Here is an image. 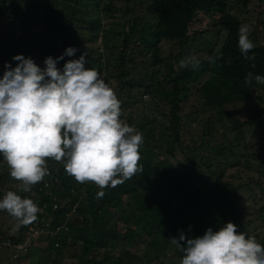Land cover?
Returning a JSON list of instances; mask_svg holds the SVG:
<instances>
[{
	"label": "trees",
	"instance_id": "1",
	"mask_svg": "<svg viewBox=\"0 0 264 264\" xmlns=\"http://www.w3.org/2000/svg\"><path fill=\"white\" fill-rule=\"evenodd\" d=\"M132 1L135 0H126V6ZM258 2L264 3V0ZM92 3H96L97 16L92 14L93 9L89 12ZM261 3L254 12L258 15L254 16L249 13L252 0H148V18H129L128 28L123 26L119 30L108 28V23L105 29L100 15L115 9L112 0H0V19L20 20V29L27 24L29 32L38 25L46 27L35 31L38 43L27 42L25 48L33 54L40 51L34 61L41 68L45 67L46 57L56 58L68 47H76L79 51L60 61L58 68L87 52L86 67L100 72L109 85L116 82L121 93L130 88L144 95H160L169 105L161 109L162 105L158 104L160 114L156 117L146 113V106L139 117L120 116L123 123L143 136L139 149L142 171L115 188L109 185L100 189L93 182H77L67 174L63 161L48 162L52 173L31 186L30 192H18L39 207L36 221L13 232L1 222L5 214L0 211V243L25 241L26 231L37 223L50 233L41 234L44 238L39 236L26 255L30 258L40 255L39 259L48 264H61L65 256L76 264H174L167 260L166 250L169 239L178 237L180 230L195 238L203 236L209 228L219 231L233 222L238 234L244 233L246 238L254 236L264 246V237L255 234L257 228L250 229L251 223L245 222L240 203L241 192L245 190L256 197V189L250 183L237 184L231 179L233 174L229 180L225 177L229 170L240 165L243 156V165L238 171L257 173V186L262 190L264 85L244 82L250 72L264 76V42L258 39L261 30L264 31L261 15L264 9L259 14ZM127 12L132 11L127 8ZM200 14L213 20L212 28L224 26L226 29L221 48L202 50L206 55L195 52L196 37L204 33L192 31ZM36 17L40 21L34 20ZM245 23L253 28L250 39L255 46L248 55L254 59L245 58L238 47L239 26ZM98 38L100 45L93 47ZM3 39L0 34V50L5 48ZM163 41L173 42L178 52L163 58ZM104 50L112 51L107 61ZM188 55L200 60L198 68L179 67L180 60ZM209 56L215 57V64L208 61ZM169 59L172 62L165 64ZM188 108L190 111L186 112ZM193 123L202 126L195 136L199 143L185 145L182 129ZM245 129L255 137L253 142L247 140ZM179 154L187 155L186 159L174 164ZM197 156L210 161L207 164L210 174L204 184L198 183L199 176H194L200 168L191 172L186 166L188 157L193 161ZM0 162L5 165L0 168V198H3L7 191L18 190L6 188L5 183L12 177L6 160ZM101 190L105 196L97 199L96 194ZM258 193L264 195V190ZM65 199L69 202L63 206ZM67 215H71L69 220ZM52 232H56L55 236ZM138 238L145 244L143 255L131 252ZM11 248L5 246L6 250ZM175 253L182 260L184 253L176 245Z\"/></svg>",
	"mask_w": 264,
	"mask_h": 264
},
{
	"label": "clouds",
	"instance_id": "2",
	"mask_svg": "<svg viewBox=\"0 0 264 264\" xmlns=\"http://www.w3.org/2000/svg\"><path fill=\"white\" fill-rule=\"evenodd\" d=\"M253 28L241 24L238 47L245 58L254 48L250 39ZM79 51L68 47L56 58L48 56L41 68L31 57L14 56L18 62L4 65L0 78V153L6 160L10 176L22 182L21 191L48 175L46 160H66L65 171L81 184L93 182L100 189L116 186L131 179L138 171L143 136L120 119L121 104L115 90L96 69L86 67L87 52L79 59L65 57ZM208 61L215 64L214 56ZM200 60L188 55L180 60V68H198ZM245 84L264 85V76L248 73ZM120 177V178H117ZM105 196L103 190L96 198ZM19 223L14 230L36 221L39 207L30 198L7 191L0 200ZM192 226L189 225V231ZM184 256L180 264H264V246L252 236L246 238L237 225L228 222L219 231L207 229L200 237L190 238L183 230L169 239ZM20 244V243H18ZM12 250L23 251L11 244ZM13 250V251H14Z\"/></svg>",
	"mask_w": 264,
	"mask_h": 264
},
{
	"label": "rangeland",
	"instance_id": "3",
	"mask_svg": "<svg viewBox=\"0 0 264 264\" xmlns=\"http://www.w3.org/2000/svg\"><path fill=\"white\" fill-rule=\"evenodd\" d=\"M112 2L116 5L115 9L112 12L103 11L102 14H100L103 17V20L106 24L105 29H107V23H108V28L113 27L119 30H123L122 27L124 26L127 29L128 28L127 20L129 18H134L137 16L145 18V19L148 18V14H149V10L147 8L148 0L132 1L129 7L126 6V0H112ZM260 3L261 2H258V0H252V6L249 9V13L254 14V12L258 10V4L260 5ZM95 4L96 3H92L90 5L91 7L89 6L90 7L89 12H92V9H93L92 14L94 16H97L98 13H97V8L95 7ZM103 5H104L103 2L101 1L100 7H102ZM127 8L131 9L132 12H127ZM263 9H264V3H261V6L259 7V14H260V11H262ZM256 15L258 14H254V16ZM261 15L264 16V12H261ZM250 16L251 17L249 19H252L253 15H250ZM34 20L40 21L38 17H36ZM19 22L20 20L15 21V20L10 19L9 17H4L0 19V34H3L4 36V39L2 40V43H3L2 45L3 47H5L0 50V78L3 77V73L5 71L4 65L6 62H11L13 67H15L16 64L18 63L16 61H13L12 58L14 56L18 54H23L25 57L33 58V60H37L38 58V53L40 51L39 52L36 51L34 54L32 52H26L25 51L26 44L27 42H30L31 45H33V43H38L37 41H39V39H37L36 36H35L36 38L34 37V33L39 28L45 30L46 27L42 25H38L37 27L30 30L29 32L28 31L29 25L26 24L22 27V29H20ZM212 25H213V20H211L210 18L204 17L203 14H200L199 18L197 19V22L193 24V27H192L193 32L194 31L204 32L202 35H199L196 37L198 41L195 46V48L197 49L195 50V52H200L202 55H206L207 53L203 54L202 50L203 52H208L209 49L213 48L216 51H218L221 48L222 42L224 41V38L226 36V29L224 26H218L214 29L212 28ZM21 35L23 36L19 40ZM39 35L38 37L40 38L41 35L40 36ZM30 37H32L31 41H30ZM258 39L261 42H264V31L261 30V32L259 33ZM100 42H101V39L98 38L97 43L95 42L93 44V47H95V45H100ZM161 51H162V57L167 59L171 54L178 52V49L175 47L173 42L163 41L161 43ZM104 52H105L104 60L107 61V58L109 55H111L112 51L110 52V51L104 50ZM170 62H172V60L170 59L166 60L165 64H168V63L170 64ZM110 87H112L115 90L117 97L121 98L120 102L126 103L125 105L121 106V116L123 118L139 117L140 116L139 114L142 112L141 109H143V106H146L147 108V110H145L146 113L152 115L153 117H156L160 114L159 111L157 110L158 104L162 105L161 109L169 108L167 101H165L164 98L161 97L160 95L151 96L150 93L149 95L148 94L144 95L141 93V91L132 90L130 88H126L125 92L121 93L119 88L117 87V83L114 81L110 85ZM134 101H138V104L133 103ZM141 101H143L142 102L143 105L142 103H139ZM188 111H190L189 108L186 110V112ZM201 128L202 126L197 123H193V125H186V128L184 130L182 129L183 131L182 140L184 144L189 145V146H195L196 142L199 143V139L198 138L196 139L195 136H197L196 133ZM257 131L260 135H262L260 130H257ZM253 134L255 133L253 132ZM246 137L249 142H253L255 140V137H252L251 134H249L248 130H246ZM186 156L187 155L179 154V157L176 158V160L173 161V163L177 164L178 162H181V161L183 162L186 159ZM208 158H210L213 162V159L211 157H208ZM2 160L4 161L5 159L2 153H0V161ZM52 161L54 162L55 160L47 159L46 160L47 165L49 166L50 164L48 162H52ZM63 162L66 163L67 161L64 160ZM254 162L256 165L257 159ZM207 164H210V161H207V159L203 158L202 156H197L196 159H194L193 161H191V159H189L188 157V163L186 164V166H189L191 172H195L194 170L196 168L197 169L200 168V170L197 173H194V176H199L197 179L199 180L198 183L200 184H204L206 181V178L210 174L209 170L207 169L208 168ZM239 164L240 165L238 167H234L235 169L229 170L226 173L225 177L227 180H229L230 174H233V177L231 179L234 178L237 184L244 186V184L250 183L251 186L256 189L255 190L256 197H253L248 191L244 190V192H241L240 203L243 208L245 222L247 224L248 222L251 223V225H249L250 229H253L256 227L257 229L255 231V234L259 236L260 238H263L264 237V224L262 223V221H263L264 216L260 218V215L264 214V212H260V211L262 210V208H264V195L259 194L258 191L261 192L262 190H264V180L262 181V190H261V188L257 186V181L259 179L257 173L253 171L247 174V172L244 170L238 171V168L243 165V156L240 159ZM1 167L5 168V165L3 162L2 163L0 162V168ZM1 169H0V173L2 171ZM10 180H11L10 182L5 183L6 188L7 187L14 188L18 190L16 193L20 195L18 192H20L21 190L22 182L16 181L13 178H10ZM35 195L36 194H32V196H35ZM2 199L3 198H0V200ZM39 199L40 198L37 195L36 201L38 202ZM68 202H69V199H65L62 205L65 206ZM77 208H78V205L76 204L74 207V210L76 211ZM74 210L71 212V215H73V213L75 212ZM0 211L5 214L2 217L3 219L1 222L5 223L11 231L18 232L19 229L18 230H14V229L16 225L19 223V221L16 218H10L9 213L6 210L4 211L0 210ZM71 215H67L68 220ZM60 223L61 225L63 224L61 221ZM64 223H66V221ZM36 228L38 229L39 226L38 225L36 227L33 226V229L29 228V231L28 230L26 231L27 240L25 239V241H26L27 248H24L23 251H15L14 249H13L14 251L12 249L6 250L5 245L3 243L2 244L0 243V264H40L41 262H43V264L44 263L48 264L47 261L43 259L41 260L39 259V257L42 258L40 255H38L39 257L37 256L31 257V258L27 257V255L30 252L29 249L33 248L34 244L37 242V240H39V232L35 231ZM48 233H50L49 230L41 234L42 235L46 234L45 236H47ZM55 234L56 232H52L51 235L55 236ZM42 235H40L41 236L40 239L44 238ZM23 242H20V243H23ZM27 251H29L28 254H27ZM143 251L144 253H141ZM131 252H140V254L142 255L145 254V244L141 241L140 238L137 239L136 248L131 249ZM166 254L168 255L167 257L168 261L173 262L174 264H180L181 260L179 259V257H176L175 245L171 244V242H169L168 244ZM61 264H76V261L73 259H70L68 256H65L62 258Z\"/></svg>",
	"mask_w": 264,
	"mask_h": 264
},
{
	"label": "built area",
	"instance_id": "4",
	"mask_svg": "<svg viewBox=\"0 0 264 264\" xmlns=\"http://www.w3.org/2000/svg\"><path fill=\"white\" fill-rule=\"evenodd\" d=\"M46 167H47V169H48V175L51 174V173H52L51 168L47 165V163H46ZM55 207H57V205H55ZM37 225H38V224L35 223L33 226L36 227ZM33 226H31L30 228L33 229ZM38 226H39V228H38V229L36 228L35 231L39 232V236H40L41 233L45 232V230L43 229L42 226H40V225H38ZM26 240H27V239H26ZM4 244H5V246H11V244H10L9 242H6V243H4ZM24 245H25V246H24ZM15 247L20 248V249L27 248V246H26V241L23 242V243H20V244H15Z\"/></svg>",
	"mask_w": 264,
	"mask_h": 264
}]
</instances>
